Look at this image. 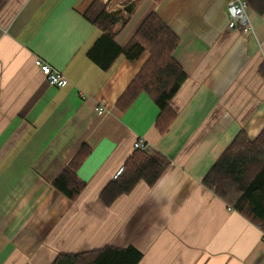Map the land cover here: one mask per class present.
I'll return each instance as SVG.
<instances>
[{"label": "crops", "instance_id": "crops-1", "mask_svg": "<svg viewBox=\"0 0 264 264\" xmlns=\"http://www.w3.org/2000/svg\"><path fill=\"white\" fill-rule=\"evenodd\" d=\"M110 12L135 2L115 31L126 46L150 13L179 37L173 56L187 78L171 100L164 133L147 93L117 103L150 58L120 54L103 69L89 50L102 31L86 17L94 0H0V264H52L63 252L105 246L142 253L137 264H264V232L203 179L237 134L264 129V13L252 29L228 27L227 0H103ZM42 58L67 78L50 84ZM108 108L99 114L97 106ZM144 139L170 165L107 204L104 188ZM83 145L71 199L54 180Z\"/></svg>", "mask_w": 264, "mask_h": 264}, {"label": "trees", "instance_id": "trees-1", "mask_svg": "<svg viewBox=\"0 0 264 264\" xmlns=\"http://www.w3.org/2000/svg\"><path fill=\"white\" fill-rule=\"evenodd\" d=\"M135 4L132 2L122 10L110 12L103 0H94L85 17L102 34L88 54L103 69H109L120 54L134 61L145 51L150 53L147 63L117 105L126 111L140 93L147 92L160 108L156 125L164 133L177 115L171 100L187 78L183 67L173 56L180 39L157 14L150 13L128 44L118 45L114 41L115 30L128 23ZM248 5L258 13H264V0H248ZM90 151L89 146L83 145L54 180V185L71 199L80 194L86 185L77 171ZM170 163L163 154L136 149L125 163L123 175L104 188L102 199L110 204L118 196L130 193L140 181L154 185ZM203 183L230 208L264 228V129L253 140L244 130L239 132L205 175ZM141 258L142 253L133 247L120 249L105 246L82 253H60L52 264H137Z\"/></svg>", "mask_w": 264, "mask_h": 264}, {"label": "built area", "instance_id": "built-area-1", "mask_svg": "<svg viewBox=\"0 0 264 264\" xmlns=\"http://www.w3.org/2000/svg\"><path fill=\"white\" fill-rule=\"evenodd\" d=\"M228 4V27L234 29L241 27L244 32H248L252 29V23L249 16L248 0H227ZM36 66L41 70L42 74L47 78L50 84L56 87H62L67 82V78L59 70L51 66V64L45 62L42 58H36ZM99 114H105L109 110L104 103H100L97 106ZM135 148L143 151H148V144L144 139H139L135 142ZM125 171V165L120 167L116 172L115 179L122 176ZM264 232V228H263Z\"/></svg>", "mask_w": 264, "mask_h": 264}, {"label": "bare ground", "instance_id": "bare-ground-1", "mask_svg": "<svg viewBox=\"0 0 264 264\" xmlns=\"http://www.w3.org/2000/svg\"><path fill=\"white\" fill-rule=\"evenodd\" d=\"M49 82V81H48ZM146 142V141H145ZM134 147H135V145H134ZM135 150H136V148H135Z\"/></svg>", "mask_w": 264, "mask_h": 264}]
</instances>
